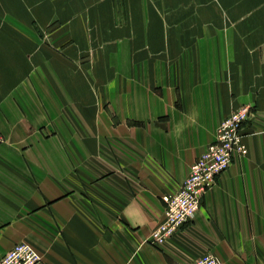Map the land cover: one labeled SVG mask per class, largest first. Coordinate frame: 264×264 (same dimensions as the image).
Segmentation results:
<instances>
[{"label":"crops","instance_id":"0c3cea01","mask_svg":"<svg viewBox=\"0 0 264 264\" xmlns=\"http://www.w3.org/2000/svg\"><path fill=\"white\" fill-rule=\"evenodd\" d=\"M249 104L248 153L150 244ZM0 133V260L26 242L41 264H264V0H0Z\"/></svg>","mask_w":264,"mask_h":264},{"label":"built area","instance_id":"2783aa9c","mask_svg":"<svg viewBox=\"0 0 264 264\" xmlns=\"http://www.w3.org/2000/svg\"><path fill=\"white\" fill-rule=\"evenodd\" d=\"M255 113L252 106H242L224 118L217 139L192 164L190 173L177 192L162 196L164 219L150 236V243L162 247L182 227L192 222L202 207L208 192L219 176L233 164L236 156L247 153L244 127ZM0 133V145L4 142ZM40 253L29 243L22 242L11 249L0 264H40ZM190 264H224L215 254L207 253Z\"/></svg>","mask_w":264,"mask_h":264},{"label":"clouds","instance_id":"9594fccd","mask_svg":"<svg viewBox=\"0 0 264 264\" xmlns=\"http://www.w3.org/2000/svg\"><path fill=\"white\" fill-rule=\"evenodd\" d=\"M186 120L188 121L189 125L196 124L197 123V113L192 112L191 114H188L186 116ZM185 127V124L181 123L176 126L175 133L177 137L183 132Z\"/></svg>","mask_w":264,"mask_h":264},{"label":"bare ground","instance_id":"6f19581e","mask_svg":"<svg viewBox=\"0 0 264 264\" xmlns=\"http://www.w3.org/2000/svg\"><path fill=\"white\" fill-rule=\"evenodd\" d=\"M243 106H253V105H250V104H249V105H243ZM241 107H242V106H241ZM238 108H240V107H238ZM238 108H236V109H238ZM253 108H254V106H253ZM236 109H234V110H236ZM234 110H233V111H234ZM233 111H232V112H233ZM232 112H231V113H232ZM231 113H230V114H231ZM230 114H229V115H230ZM229 115H228V116H229ZM226 117H227V116H226ZM226 117H225V118H226ZM219 126H220V125H219ZM218 129H219V128H218ZM244 134H245V137H246L247 134H246L245 131H244ZM245 137H244V144H245ZM4 139H5V137H4ZM216 139H217V137H216ZM216 139H215V140H216ZM4 141H5V140H4ZM213 142H214V141H213ZM213 142H212V143H213ZM212 143H211V144H212ZM209 145H210V144H209ZM245 145H246V144H245ZM207 148H208V147H207ZM246 149H247V146H246ZM204 152H205V151H204ZM204 152H203V153H204ZM247 153H248V150H247ZM247 153H246V154H247ZM246 154H245V155H246ZM245 155H241V156H245ZM237 156H239V154H238ZM237 156H236V157H237ZM235 159H236V158H235ZM185 180H186V179H185ZM185 180H184V181H185ZM182 184H183V183H182ZM180 229H181V228H180ZM180 229H179V230H180ZM179 230H178V231H179ZM178 231H177V232H178ZM177 232H176V233H177ZM176 233H175V234H176ZM148 241H149V243H150V239H149ZM150 244H151V243H150ZM15 245H16V244H15ZM12 249H13V248H12ZM7 253H8V252H7ZM7 253H6V254H7ZM6 254H5V255H6ZM5 255H4V256H5ZM41 262H42V260H41ZM40 264H41V263H40ZM224 264H225V263H224Z\"/></svg>","mask_w":264,"mask_h":264}]
</instances>
